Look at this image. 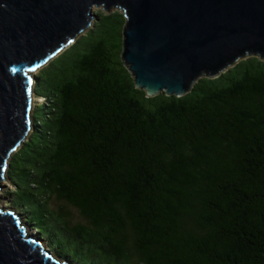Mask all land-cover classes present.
Listing matches in <instances>:
<instances>
[{
	"label": "trees",
	"instance_id": "obj_1",
	"mask_svg": "<svg viewBox=\"0 0 264 264\" xmlns=\"http://www.w3.org/2000/svg\"><path fill=\"white\" fill-rule=\"evenodd\" d=\"M94 14L35 73L14 208L72 264H264V59L147 96L120 57L122 11Z\"/></svg>",
	"mask_w": 264,
	"mask_h": 264
},
{
	"label": "water",
	"instance_id": "obj_2",
	"mask_svg": "<svg viewBox=\"0 0 264 264\" xmlns=\"http://www.w3.org/2000/svg\"><path fill=\"white\" fill-rule=\"evenodd\" d=\"M93 7L122 11L120 57L147 96L264 59V0H0V182L31 129L35 72L88 29ZM10 209L0 204V264H72Z\"/></svg>",
	"mask_w": 264,
	"mask_h": 264
},
{
	"label": "rangeland",
	"instance_id": "obj_3",
	"mask_svg": "<svg viewBox=\"0 0 264 264\" xmlns=\"http://www.w3.org/2000/svg\"><path fill=\"white\" fill-rule=\"evenodd\" d=\"M98 10H102V8L101 7H93V9H92L93 13H95V11H98ZM43 102H44V99L42 97L35 96V94H34L32 110L34 109V107L37 104H40ZM31 115H32V111H31ZM31 119H32V117H31ZM15 151H13V153ZM14 187L15 186L7 179V177H5L3 180H1V182H0V204L5 208L14 209V213L19 214L20 211H18L16 208H14V206L12 205V202H11V199H12L11 192L14 189ZM51 203H52L51 205L53 208L61 209V210L65 211L67 214L69 213L70 215H72V221L73 222L81 220L80 215L76 213V210L72 206L66 205L65 203H62V202H59L56 200H53ZM19 217H20L21 223L25 225L27 231L30 234L37 236L34 229L32 228V226L25 222V218L21 213L19 214ZM41 242L43 244V247L45 249H48L47 241L44 240L43 238H41ZM52 254L55 256L54 252H52ZM61 260H63V258Z\"/></svg>",
	"mask_w": 264,
	"mask_h": 264
},
{
	"label": "clouds",
	"instance_id": "obj_4",
	"mask_svg": "<svg viewBox=\"0 0 264 264\" xmlns=\"http://www.w3.org/2000/svg\"><path fill=\"white\" fill-rule=\"evenodd\" d=\"M11 211H14V209H10ZM20 214V213H19ZM19 214H17V217L19 216ZM21 217V216H20ZM19 217V218H20ZM21 221V220H20ZM41 243V245L43 246V244H42V242H40Z\"/></svg>",
	"mask_w": 264,
	"mask_h": 264
},
{
	"label": "bare ground",
	"instance_id": "obj_5",
	"mask_svg": "<svg viewBox=\"0 0 264 264\" xmlns=\"http://www.w3.org/2000/svg\"><path fill=\"white\" fill-rule=\"evenodd\" d=\"M5 176V175H4Z\"/></svg>",
	"mask_w": 264,
	"mask_h": 264
}]
</instances>
